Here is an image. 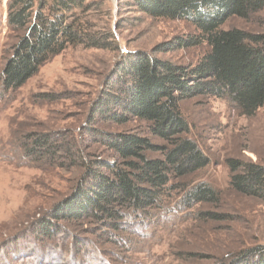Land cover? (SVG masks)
<instances>
[{"label":"rangeland","instance_id":"1","mask_svg":"<svg viewBox=\"0 0 264 264\" xmlns=\"http://www.w3.org/2000/svg\"><path fill=\"white\" fill-rule=\"evenodd\" d=\"M94 1L95 21L112 27L120 49L68 47L44 63L17 91L4 93L1 71L17 36L7 24L10 0H0V264L261 262L264 203L231 188L226 160L264 161V105L248 116L218 97L196 96L180 104L190 125L188 135L210 157V164L181 179L182 188L167 199L169 210L155 208L153 218L130 223L123 231L103 232L86 219L66 218L51 223L50 235L43 231L48 212L75 193L82 169L58 155L55 159L25 158L20 146L25 134L66 130L68 136L80 139L84 152H100L102 148L84 135L83 129L90 124L94 101L122 51H146L189 64L207 50L206 44H201L154 53L159 43L195 33V26L182 19L149 17L136 11L129 0ZM222 27L262 31L264 9L250 20L233 16ZM92 125L150 135L148 124L140 119L115 124L96 118ZM200 181L219 190L220 202L180 209L185 189ZM203 211H215L221 217L203 218Z\"/></svg>","mask_w":264,"mask_h":264},{"label":"trees","instance_id":"2","mask_svg":"<svg viewBox=\"0 0 264 264\" xmlns=\"http://www.w3.org/2000/svg\"><path fill=\"white\" fill-rule=\"evenodd\" d=\"M95 4L94 0H10L7 24L17 38L2 67L1 90L17 91L68 47L118 51L112 27L94 19ZM128 4L152 18L182 19L195 26V33L159 43L154 53L201 44L207 50L189 64L146 51H122L94 101L91 122L83 129L102 148L100 152H84L80 139L68 136L66 130L25 134L20 142L25 158L58 155L82 169L75 193L48 212L43 224L47 235L51 223L61 218L86 219L111 232L153 218L155 208L169 210L167 199L182 188L181 179L210 164V157L188 135L182 101L218 97L248 116L264 105V30L222 27L233 16L250 20L264 9V0H129ZM96 118L115 124L143 120L149 134L161 142L136 131L94 126ZM226 164L231 188L264 203V161L229 157ZM220 200L218 189L200 181L185 189L179 206L186 210ZM200 213L207 219L221 217L215 211ZM253 264H264V259Z\"/></svg>","mask_w":264,"mask_h":264}]
</instances>
